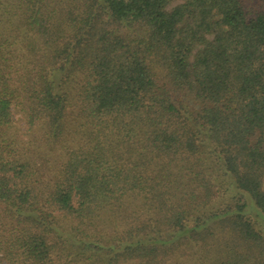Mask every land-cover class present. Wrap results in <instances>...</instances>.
<instances>
[{"label":"trees","instance_id":"16d2710c","mask_svg":"<svg viewBox=\"0 0 264 264\" xmlns=\"http://www.w3.org/2000/svg\"><path fill=\"white\" fill-rule=\"evenodd\" d=\"M176 1L0 0V264H264V0Z\"/></svg>","mask_w":264,"mask_h":264},{"label":"rangeland","instance_id":"374dc122","mask_svg":"<svg viewBox=\"0 0 264 264\" xmlns=\"http://www.w3.org/2000/svg\"><path fill=\"white\" fill-rule=\"evenodd\" d=\"M181 2H182L181 0H178L174 4H172L170 7L172 8V7L176 6L177 4H180ZM16 117L19 118V116H16Z\"/></svg>","mask_w":264,"mask_h":264}]
</instances>
